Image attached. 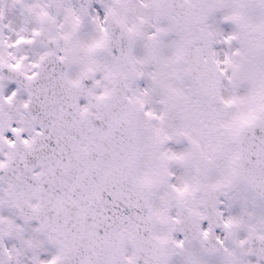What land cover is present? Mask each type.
Wrapping results in <instances>:
<instances>
[{"label":"snow or ice","instance_id":"1","mask_svg":"<svg viewBox=\"0 0 264 264\" xmlns=\"http://www.w3.org/2000/svg\"><path fill=\"white\" fill-rule=\"evenodd\" d=\"M0 264H264V0H0Z\"/></svg>","mask_w":264,"mask_h":264}]
</instances>
